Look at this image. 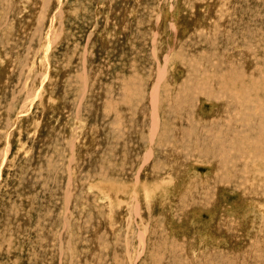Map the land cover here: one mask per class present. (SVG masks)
<instances>
[{
    "label": "rangeland",
    "instance_id": "374dc122",
    "mask_svg": "<svg viewBox=\"0 0 264 264\" xmlns=\"http://www.w3.org/2000/svg\"><path fill=\"white\" fill-rule=\"evenodd\" d=\"M0 264H264V0H0Z\"/></svg>",
    "mask_w": 264,
    "mask_h": 264
},
{
    "label": "bare ground",
    "instance_id": "6f19581e",
    "mask_svg": "<svg viewBox=\"0 0 264 264\" xmlns=\"http://www.w3.org/2000/svg\"><path fill=\"white\" fill-rule=\"evenodd\" d=\"M152 129V128H151ZM151 132H153V131H151ZM153 135V134H152Z\"/></svg>",
    "mask_w": 264,
    "mask_h": 264
}]
</instances>
